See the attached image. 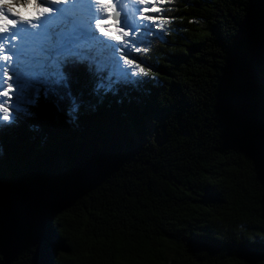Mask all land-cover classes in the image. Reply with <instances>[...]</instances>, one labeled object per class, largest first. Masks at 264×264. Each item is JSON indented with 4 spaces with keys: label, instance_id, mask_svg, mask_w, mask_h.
<instances>
[{
    "label": "trees",
    "instance_id": "1",
    "mask_svg": "<svg viewBox=\"0 0 264 264\" xmlns=\"http://www.w3.org/2000/svg\"><path fill=\"white\" fill-rule=\"evenodd\" d=\"M161 7L175 9L173 30L131 52L157 79L96 97L81 75L78 117L67 99L61 111L41 99L0 143V215L10 229L22 207L44 222L10 264H33L38 245L54 264H264L258 249L236 254L264 237V0ZM141 91L152 104L137 103ZM241 91L252 95L243 129Z\"/></svg>",
    "mask_w": 264,
    "mask_h": 264
},
{
    "label": "snow or ice",
    "instance_id": "2",
    "mask_svg": "<svg viewBox=\"0 0 264 264\" xmlns=\"http://www.w3.org/2000/svg\"><path fill=\"white\" fill-rule=\"evenodd\" d=\"M166 3L172 0H0V143L26 122L32 114L29 106H39L41 99L57 111L67 99V114L78 117L81 102L74 86L81 75L96 97L143 90L157 79L147 56L129 55L150 51L151 41L145 44V36L159 39L173 30L169 25L176 19L171 15L175 9H162ZM29 9V15L22 14L21 10ZM233 46L234 42L227 48ZM101 49L110 51L109 60L100 58ZM137 103L152 104L151 93L141 91ZM233 104L234 118L243 129L251 93L241 91ZM60 223L57 216L53 226L58 228ZM43 225L41 214L34 209L22 207L11 229L0 215V264H10L14 243ZM255 249L261 252L257 259H264V237L243 240L236 254L248 259L247 253ZM44 255L38 245L33 264H54V258L42 260Z\"/></svg>",
    "mask_w": 264,
    "mask_h": 264
},
{
    "label": "rangeland",
    "instance_id": "3",
    "mask_svg": "<svg viewBox=\"0 0 264 264\" xmlns=\"http://www.w3.org/2000/svg\"><path fill=\"white\" fill-rule=\"evenodd\" d=\"M29 11H30V9H29V10H27V11H24V10H23V12H24L23 14H30V12H29ZM129 58H132V57H131V56H129Z\"/></svg>",
    "mask_w": 264,
    "mask_h": 264
},
{
    "label": "bare ground",
    "instance_id": "4",
    "mask_svg": "<svg viewBox=\"0 0 264 264\" xmlns=\"http://www.w3.org/2000/svg\"><path fill=\"white\" fill-rule=\"evenodd\" d=\"M113 43V42H112ZM102 60H105V59H102Z\"/></svg>",
    "mask_w": 264,
    "mask_h": 264
}]
</instances>
